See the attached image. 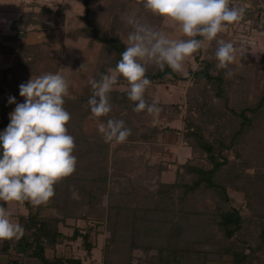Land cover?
Segmentation results:
<instances>
[{
	"label": "trees",
	"instance_id": "1",
	"mask_svg": "<svg viewBox=\"0 0 264 264\" xmlns=\"http://www.w3.org/2000/svg\"><path fill=\"white\" fill-rule=\"evenodd\" d=\"M140 1L129 0L132 6L136 2L134 9L143 14L145 8ZM82 2L84 13L80 15V20L83 24L76 29L69 28L66 33L73 40L79 35L89 37V46L98 45L99 57L94 70L89 72V80H99L102 73L114 70L121 52L127 46L123 37L125 31L118 23L98 26L93 16L92 0ZM37 11L21 12L13 23V28L17 27L16 32L10 37L16 40L24 38L29 25L42 22L39 16L53 13L58 15V12H54L47 5L41 6ZM38 46L40 45L24 46L23 50L32 55L30 53ZM53 60L55 57L45 61L42 69L41 58L35 60L36 62L20 60L19 63L27 68L25 75L18 81L0 78V95L5 93L17 99L20 97L19 85L27 82L31 75L59 72L67 82H71L73 77L84 74L77 60L64 58L55 64ZM212 67L213 64L209 60L203 59L201 67L192 72L194 90L203 97L206 88L202 83H209L223 101L228 114L216 110L204 98L201 103H198L194 96L188 98V111L197 113V116L188 121L184 140L198 155L178 162L172 179H161V174L169 171V165L147 164V168L157 172V180L151 187L144 185L138 175L132 174V168L125 166L122 169L124 172L115 182L119 186L118 192L112 193L106 205H101L99 200L102 195L111 191L110 179L118 173L117 162L120 157H114L113 160L111 158L109 161L108 151H105L104 159L91 168L85 167L84 172L77 170L76 163L73 173L55 183L54 195L47 202L32 205L24 201L27 213L19 216L24 235L19 240L14 239L12 243H7L6 249L11 248L16 254L35 257L39 264H85L79 257L56 252L58 245L63 241L72 243L79 239L88 264H95L90 261L92 250L96 247V243L91 239V231L97 232V227L103 226L108 235L99 264H209L222 258L234 264H264V261L258 263L259 254L264 251L262 221H255V226L259 227L257 237L260 245L253 248L246 238L248 220L242 216L227 193L231 178L240 177L239 169L245 165L244 162L232 160L233 157L229 153L239 156L240 148L237 150V145H241V136L250 129L251 117L258 106L236 108L230 105L224 73L221 71L213 74ZM146 69L151 83L159 84L167 79L177 84L183 77L182 73L173 72L167 66L163 71L157 67ZM117 76L116 83H128L122 75ZM87 93H77L79 95L76 98L65 97L64 107L70 113V120L66 125L68 131H71L70 122L72 123L78 113L81 114L80 109L88 106L87 101L92 95V89ZM109 103L120 107L122 114L135 104L127 97L126 90L114 89L109 93ZM14 105L15 103H8L6 100L0 102V130L9 123V113L15 108ZM193 107L197 112L192 110ZM89 115L84 112L79 116L82 125L87 124ZM214 121L217 122L216 132L207 136L205 128L214 124ZM125 126L129 128L128 124ZM151 129L140 139L154 141L163 133L160 126ZM133 135L136 134L130 129L126 140H131ZM246 177L245 175L244 178ZM135 195L141 196L143 200L136 201ZM204 195L208 196V199L205 200ZM197 199L199 203L195 202ZM69 219L81 222L78 226L72 225L71 234L61 229L62 225H69ZM256 248L259 251L257 256Z\"/></svg>",
	"mask_w": 264,
	"mask_h": 264
},
{
	"label": "rangeland",
	"instance_id": "2",
	"mask_svg": "<svg viewBox=\"0 0 264 264\" xmlns=\"http://www.w3.org/2000/svg\"><path fill=\"white\" fill-rule=\"evenodd\" d=\"M140 2L143 3V0ZM135 3L132 6L129 0H92L96 24L105 27V24L118 23L120 28L125 31L123 37L126 41L128 34L134 30L130 20L147 23L174 39L187 38L180 31L178 22L154 15L147 9H144V13L141 14V11L140 13L138 9H134L137 5ZM46 5L54 12H58V15L53 13L39 16L42 22L29 25L24 38L16 40L10 37L16 32L15 28L17 29V27L13 28V23L21 12L24 10L39 11L41 6ZM229 6H245L241 19L228 24L222 32L218 33L216 39L210 42L204 41V47L185 58L183 77L180 82L173 84L166 79L163 83H150L146 87L144 98L147 103H152L155 100L158 105L161 104L159 113L150 114L146 110L137 112L134 111V106H131L122 114L119 111L120 107L110 103L111 111L106 116L98 118L91 114L89 106H85L80 109L81 114L78 113L72 123L70 122L71 131L68 132L75 140L73 154L77 158V170L79 171H83L85 167L91 168L98 161H102L105 151H108L109 161L111 158L113 160L114 157H118V159L120 157L117 162L118 173L113 176L112 180L110 179L112 186L109 191H111L102 195L99 200L101 205H106L112 193L118 192L119 186L115 182L124 172L122 169L125 166H128L129 169L132 168L133 173L129 169L128 173L138 175L144 185H151V187L157 180V172L147 168V164L148 166L159 163L169 165V171H164L161 174V179H172L174 168L178 162H184L186 159L198 155L197 151L189 147L184 140L188 121L197 116V113L188 111L190 105L188 98L194 96L193 98H196L198 103H201L204 98L216 110L228 114L223 101L215 94L214 88L209 83L204 81L202 83L206 88L203 97L201 93L194 90L192 72L201 67L203 59L209 60L213 64L211 68L213 74L221 71L224 73L230 105L236 108L258 106L254 115H251L250 129L241 136V145H237V150L240 148L239 156L229 153L233 157L232 160H237L238 163L244 162L245 165L241 166V170L239 169L240 177L231 178V183L227 188L228 197L240 210L242 216L248 220V230L246 231L248 237L246 238L255 248L259 244L257 237L259 227L255 226V221H262L264 228V0H229ZM83 13L82 0H0V78L11 81L21 79L27 68L19 63L20 60L36 62L35 60L41 58L43 63L40 69H42L44 62L53 59V57H55L54 64L61 62L64 58H70L73 61L77 60L78 65H81V72L84 74L73 77L71 82H67L69 85L68 96L76 98L79 94H88L87 92L91 90L89 72L94 70L99 57V47L96 44L89 46V37L79 35L73 40L66 33L69 28L76 29L83 24L80 20V15ZM217 40L231 41L236 49L235 59L229 64L231 76H226V70L216 66L218 63L215 57ZM36 44L40 46L30 53L32 55L26 54V51L23 50L24 46ZM151 67L156 66L154 64L146 65V68ZM67 74H69L68 71ZM32 76L37 75H31L30 78ZM128 87V83L119 82L113 86V89L124 91ZM8 97L3 93L0 95V100L8 101ZM23 100L24 97L20 96L16 102ZM192 110L197 112L194 107ZM84 112L91 115L87 117V124L82 125L79 116ZM108 118L126 119L125 125L128 124L129 129H132L136 135H133L129 141L105 142L102 134L98 132L97 126ZM213 123L205 128L207 136L216 132L217 122ZM154 126H160L163 130L156 140L140 139ZM245 175L246 178H244ZM206 198L208 199V196L204 195L205 200ZM135 200L140 202L143 199L141 196L135 195ZM195 202L199 203L198 199ZM68 222L69 225L61 226V229L68 234L73 232L72 225L77 224L78 226L81 223H77L73 219H69ZM191 224L192 222H190ZM97 230V232L91 231V239L96 243V247L92 250L90 261L95 264L100 263L105 239L108 235L103 226L97 227ZM58 251L65 256L79 257L85 264H88L79 239L72 243L63 241L58 246ZM255 254L257 256L259 251L257 250ZM259 255L258 263L264 261V251ZM209 264L234 263L222 258Z\"/></svg>",
	"mask_w": 264,
	"mask_h": 264
},
{
	"label": "clouds",
	"instance_id": "3",
	"mask_svg": "<svg viewBox=\"0 0 264 264\" xmlns=\"http://www.w3.org/2000/svg\"><path fill=\"white\" fill-rule=\"evenodd\" d=\"M143 6L154 15L178 22L187 38L174 39L147 23L130 20L134 30L128 34L127 46L114 70L89 81L92 95L87 104L95 117L111 111L109 93L117 74L128 81L126 95L135 102L134 111L159 113L157 102L147 103L144 98L151 83L146 65L154 64L161 71L167 66L183 73L185 58L204 47V41L216 39L245 11V6L230 7L229 0H143ZM217 45L216 66L231 76L229 64L235 59L236 49L231 41L217 40ZM68 88L62 74L46 72L19 85L22 102H16L15 96L8 97V103H15V108L9 113V123L0 130V201L45 203L54 195L55 183L75 170V140L67 130L70 113L64 107ZM97 128L105 142H123L130 134L122 119L108 118ZM12 215L8 208L0 206V240H19L24 235L23 225Z\"/></svg>",
	"mask_w": 264,
	"mask_h": 264
},
{
	"label": "crops",
	"instance_id": "4",
	"mask_svg": "<svg viewBox=\"0 0 264 264\" xmlns=\"http://www.w3.org/2000/svg\"><path fill=\"white\" fill-rule=\"evenodd\" d=\"M1 102V100H0ZM1 108V107H0ZM0 206L8 208L12 212V219L19 223V216L27 213V207L24 202H4L0 201ZM14 239L0 240V264H39V261L35 257L25 256L23 254H16L11 248L6 249L7 243H12ZM61 245V244H59ZM58 245V246H59ZM57 253L58 247L56 250ZM53 253V252H51Z\"/></svg>",
	"mask_w": 264,
	"mask_h": 264
}]
</instances>
